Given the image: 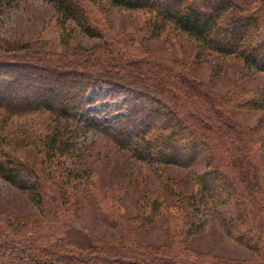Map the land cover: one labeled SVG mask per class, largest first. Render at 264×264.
Masks as SVG:
<instances>
[{
	"label": "trees",
	"instance_id": "1",
	"mask_svg": "<svg viewBox=\"0 0 264 264\" xmlns=\"http://www.w3.org/2000/svg\"><path fill=\"white\" fill-rule=\"evenodd\" d=\"M15 1L0 0V14ZM48 1L54 5L61 27L65 46L61 52L38 53L29 43L0 35L3 119L54 115L43 144L44 161L31 162L0 152V176L31 191L40 208L39 214H33L0 207L5 221L0 219V263L27 258L33 264H95L102 260L94 254L96 249L83 256V249L74 248V242L66 239L67 228L77 221L73 190L79 186L81 171L76 159H68L76 158L79 138L94 129L110 136L118 149L148 163L191 167L206 153V167L193 174L196 192L188 196L195 210L187 216L189 229L203 227L201 207L211 211L228 206L229 219L238 227L234 238L254 249L257 259L222 261L264 264V162L259 155L264 152V139L255 140L232 119L234 108H264V90L252 89L241 80L264 72V0H107L150 14V37L168 29L180 31L200 41L204 49L228 61H239L240 77L226 95L210 93L180 62L162 61L147 52L140 55L131 41L115 44L112 39L86 49L79 45L70 48L74 39L70 22L92 37H103L102 32L92 25L80 0ZM74 52L83 54L75 57ZM88 58L95 63H84ZM47 59L51 70L44 66ZM100 84L110 90L95 95L97 100L123 97L122 105L128 109V116L118 120L116 129L91 119L87 111L92 102L87 92ZM202 103L208 104L209 113L200 112ZM214 118L220 122L215 127L209 123ZM57 160L61 161L55 163ZM155 208L160 209V204ZM139 251L133 257L131 253L128 258L119 257L117 264H203L196 259L200 256L183 259L165 247H141Z\"/></svg>",
	"mask_w": 264,
	"mask_h": 264
},
{
	"label": "rangeland",
	"instance_id": "2",
	"mask_svg": "<svg viewBox=\"0 0 264 264\" xmlns=\"http://www.w3.org/2000/svg\"><path fill=\"white\" fill-rule=\"evenodd\" d=\"M80 2L103 37L89 36L72 21L74 39L70 48L79 45L86 49L112 39L116 40L115 44L119 40L131 41L140 55L147 52L162 61L180 62L188 67L193 77L204 82L210 93L218 95H226L240 77L239 61H228L204 49L200 41L186 33L168 29L150 37L148 13L118 7L107 0ZM237 2L243 3V0ZM0 35L15 42L29 43L36 52L47 55L52 51L61 52L65 47L54 5L48 0H16L0 14ZM80 54L83 53L74 52L75 57ZM48 60L44 66L51 70ZM85 60L89 65L94 59ZM241 80L252 89L264 90V72H254ZM108 90L103 84L89 90L87 97L92 102L87 111L91 119L116 129L118 120L128 116V109L122 105L123 97L112 100L94 97ZM33 95L36 96L34 92ZM18 96L11 95V98ZM207 105L202 103L200 112L209 113ZM223 113L228 115L226 109ZM2 115L0 113V152L31 162L44 161L43 144L52 129L54 115L13 116L8 120ZM216 119L209 122L214 127L220 123ZM232 119L255 140L264 139V108H234ZM110 139L106 133L89 130L79 138L81 145L74 149L76 158L68 159V162L76 159L81 171L77 179L79 186L73 190L78 202L77 221L67 228L66 239L74 242V248L80 246L83 256L96 249L94 254L100 255L102 260L95 264H117L119 257L128 258L130 253L133 257V253L140 252L139 248L151 246L165 247L175 253L179 249L183 259L200 256L196 259L203 260V264H225L222 258L246 262L257 259L254 249L234 238L233 232L238 227L229 219L228 206L211 211L201 207L199 216L204 217L203 227L194 231L187 225V216L195 211L188 202V196L197 189L193 174L206 167V153L191 167L148 163L133 157L127 150L118 149ZM259 155L264 162V152L259 151ZM156 203L160 204V209L155 208ZM0 207L20 213L40 212L31 191L1 176ZM0 215L4 216L3 212L0 211ZM0 219L5 223L4 217ZM27 259L3 264H33Z\"/></svg>",
	"mask_w": 264,
	"mask_h": 264
}]
</instances>
